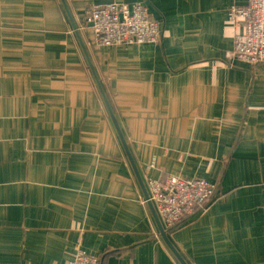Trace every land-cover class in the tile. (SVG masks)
<instances>
[{
  "label": "crops",
  "instance_id": "crops-1",
  "mask_svg": "<svg viewBox=\"0 0 264 264\" xmlns=\"http://www.w3.org/2000/svg\"><path fill=\"white\" fill-rule=\"evenodd\" d=\"M122 1L0 0V264H181L144 201L170 175L217 188L160 222L185 264H264V63L225 57L246 0H143L159 42L99 48L85 9Z\"/></svg>",
  "mask_w": 264,
  "mask_h": 264
},
{
  "label": "built area",
  "instance_id": "built-area-1",
  "mask_svg": "<svg viewBox=\"0 0 264 264\" xmlns=\"http://www.w3.org/2000/svg\"><path fill=\"white\" fill-rule=\"evenodd\" d=\"M230 18L237 32L226 52V59L237 63H264V0H246L230 9ZM83 21L89 24L99 48L123 45L156 44L162 34V23L148 14L143 0L90 4ZM150 203L164 228L178 227L183 219L211 199L215 186L205 179H186L175 175L148 179ZM67 264H99L97 258L78 251Z\"/></svg>",
  "mask_w": 264,
  "mask_h": 264
},
{
  "label": "water",
  "instance_id": "water-1",
  "mask_svg": "<svg viewBox=\"0 0 264 264\" xmlns=\"http://www.w3.org/2000/svg\"><path fill=\"white\" fill-rule=\"evenodd\" d=\"M101 94H102L103 100H104V102H105V104H106L105 97L103 96V93H102V92H101ZM106 106H107V105H106ZM107 109H108V108H107ZM108 111H109V113H111V111H110L109 109H108ZM112 120H113V122H114V125H115L117 131H118V134H119V136H120V139L122 140V143H123V145H124V147H125V149H126L125 143H124V141H123V139H122V137H121V135H120V132H119V130H118V126H117V124H116V122H115V119H114L113 115H112ZM145 198L147 199V195H146ZM148 204L150 205V207H151V209H152V213H153L154 219H155V221H156V224H157V227H158V229H159V232H160V234H161L162 239L164 240V242L166 243V245L171 249V251L174 253V255L176 256V258L178 259V261H179L181 264H185V263L183 262V260L180 258V256H179V255L174 251V249L171 247V245H170L168 239L166 238V233H165V231L163 230V227L161 226L160 221H159V219H158V217H157V215H156V213H155V211H154L152 205H151L150 203H148Z\"/></svg>",
  "mask_w": 264,
  "mask_h": 264
},
{
  "label": "trees",
  "instance_id": "trees-1",
  "mask_svg": "<svg viewBox=\"0 0 264 264\" xmlns=\"http://www.w3.org/2000/svg\"><path fill=\"white\" fill-rule=\"evenodd\" d=\"M216 191H217V188L215 187L213 195H212L211 199L208 201V203L215 197ZM174 227H176V226H174ZM174 227L172 229H174ZM172 229H168V230H172Z\"/></svg>",
  "mask_w": 264,
  "mask_h": 264
},
{
  "label": "rangeland",
  "instance_id": "rangeland-1",
  "mask_svg": "<svg viewBox=\"0 0 264 264\" xmlns=\"http://www.w3.org/2000/svg\"><path fill=\"white\" fill-rule=\"evenodd\" d=\"M240 65V64H239Z\"/></svg>",
  "mask_w": 264,
  "mask_h": 264
}]
</instances>
